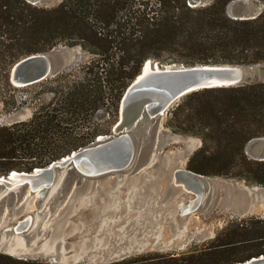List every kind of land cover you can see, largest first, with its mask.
<instances>
[{"label":"trees","instance_id":"1","mask_svg":"<svg viewBox=\"0 0 264 264\" xmlns=\"http://www.w3.org/2000/svg\"><path fill=\"white\" fill-rule=\"evenodd\" d=\"M238 0L193 7L189 0H62L41 7L0 0V102L7 113L38 103L30 120L0 124V177L32 172L86 148L110 131L100 111L118 116L123 95L152 60L167 65H264V9L253 19L228 13ZM264 6V0H259ZM80 46L91 59L78 69L18 87L13 67L56 47ZM166 127L199 138L188 170L264 188V160L247 145L264 138V81L203 89L170 108ZM264 256V219L230 222L204 248L147 252L107 264H239ZM0 264H53L0 252Z\"/></svg>","mask_w":264,"mask_h":264},{"label":"rangeland","instance_id":"2","mask_svg":"<svg viewBox=\"0 0 264 264\" xmlns=\"http://www.w3.org/2000/svg\"><path fill=\"white\" fill-rule=\"evenodd\" d=\"M35 1L41 7H54L62 0ZM201 1L208 5L214 0ZM242 3L246 4L243 15L264 9L259 0H238L229 5V15L241 16ZM48 54L54 59L52 76L78 69L91 59L80 46L60 45ZM243 69L244 81H264V65ZM25 95L31 104L11 113L0 102L1 125L33 117L38 102ZM119 119L120 109L115 117L106 111L96 115L98 123L111 128L102 135H112ZM166 122L167 115L145 124L141 141L146 148L138 150L122 170L88 177L66 169L43 197L21 194V189L14 194L1 190L0 252L53 264H107L147 252L202 249L232 221L264 219L263 187L204 176L199 178L198 191L181 179L179 172L188 170L202 141L174 133ZM247 153L254 159L263 156L264 138L251 141ZM196 201L197 207L188 211ZM28 217V229L15 232Z\"/></svg>","mask_w":264,"mask_h":264},{"label":"water","instance_id":"3","mask_svg":"<svg viewBox=\"0 0 264 264\" xmlns=\"http://www.w3.org/2000/svg\"><path fill=\"white\" fill-rule=\"evenodd\" d=\"M29 2L37 4L35 0ZM189 4L193 7L205 6L201 0H189ZM245 5H240L241 16L233 18L253 19L260 15L252 12L243 15ZM147 64L149 69L146 70ZM55 71L53 57L48 53L37 54L19 61L12 69L11 79L14 85L26 87L49 78L53 73L56 74ZM244 80L245 71L241 66L160 67L150 60L125 91L120 103V119L112 135H101L92 145L74 151L47 167L35 168L32 172L12 171L8 176L0 177V192L7 190L14 194L15 190L21 189L18 191L21 194L39 193L43 197L66 169L88 177L122 170L134 161L138 150L146 148L141 136L147 122L167 115L169 109L187 94L203 89L236 86ZM258 159L264 160V155ZM179 177L199 191V178L204 176L187 170L180 171ZM27 220L21 221L15 232L27 230L31 224ZM239 264H264V256Z\"/></svg>","mask_w":264,"mask_h":264},{"label":"bare ground","instance_id":"4","mask_svg":"<svg viewBox=\"0 0 264 264\" xmlns=\"http://www.w3.org/2000/svg\"><path fill=\"white\" fill-rule=\"evenodd\" d=\"M147 69H149V64H147V66H146V70H147ZM198 202H199V201H196V202L192 203V205H191L190 207H188L187 210L189 211V210L194 209L195 207H197ZM185 207H186V206H185ZM185 210H186V209H185ZM27 219H29V220H27L28 223H31V217H28ZM28 225H29V224H28Z\"/></svg>","mask_w":264,"mask_h":264}]
</instances>
